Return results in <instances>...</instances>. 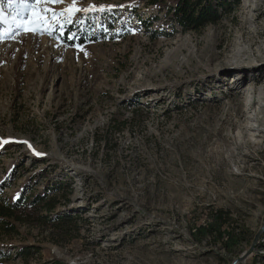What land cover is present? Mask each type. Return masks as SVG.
<instances>
[{"label": "rangeland", "instance_id": "obj_1", "mask_svg": "<svg viewBox=\"0 0 264 264\" xmlns=\"http://www.w3.org/2000/svg\"><path fill=\"white\" fill-rule=\"evenodd\" d=\"M3 7L0 264H234L257 234L236 264H264V0L198 32L151 0Z\"/></svg>", "mask_w": 264, "mask_h": 264}, {"label": "trees", "instance_id": "obj_2", "mask_svg": "<svg viewBox=\"0 0 264 264\" xmlns=\"http://www.w3.org/2000/svg\"><path fill=\"white\" fill-rule=\"evenodd\" d=\"M151 3L160 7L167 6L168 12L172 18V21L170 23L171 29H177L181 32L202 31L209 24L219 23L225 16L235 12L239 6V0H171L170 5L166 0H151ZM145 24L146 28L149 29V24ZM72 29L73 26L70 25L68 30ZM95 36L96 35H91L90 38L96 39ZM83 41H86V39L84 38ZM111 132L112 129H108L107 135L109 136ZM105 142L107 143V139L105 140ZM62 188V184H60L59 186L55 187V191H60L62 190ZM38 200L39 198L37 197L34 202ZM20 203H22V201L19 200L16 205L19 206ZM213 213L215 226H217L218 222L220 227H230L229 224H231V218L229 211H225L224 209H216L215 211H213ZM4 214L5 213L3 212V215ZM4 226L5 228H8V230L13 227L11 223H7ZM231 230L232 231H228L227 233L231 237V239L234 238L237 241H247L246 236L244 238L241 236L240 231H238V227L236 228L233 225L231 227ZM39 250L40 248L35 244H25L18 247L17 254L20 258L29 260V258L36 255ZM39 264L67 263L59 258H53Z\"/></svg>", "mask_w": 264, "mask_h": 264}, {"label": "snow or ice", "instance_id": "obj_3", "mask_svg": "<svg viewBox=\"0 0 264 264\" xmlns=\"http://www.w3.org/2000/svg\"><path fill=\"white\" fill-rule=\"evenodd\" d=\"M40 2V0H7L8 8H9V14L14 15L16 17H24L27 19V16H25V13H30L33 4ZM50 3H60L61 0H48ZM4 0H0V20H3L4 18ZM45 11H51L45 10ZM80 9L78 8H69L68 13L71 15L74 12H79ZM86 11V10H85ZM57 15H64V13H53L52 18L55 19ZM33 19L29 22V31H39L40 34H43L44 26L49 23V21L45 18L44 15H42L41 12L37 11L32 13ZM18 28L23 27V25H17ZM53 29L48 28V31L51 32ZM27 143V142H25Z\"/></svg>", "mask_w": 264, "mask_h": 264}, {"label": "water", "instance_id": "obj_4", "mask_svg": "<svg viewBox=\"0 0 264 264\" xmlns=\"http://www.w3.org/2000/svg\"><path fill=\"white\" fill-rule=\"evenodd\" d=\"M263 230V229H262ZM261 230V231H262ZM260 231V232H261ZM258 238H259V234H257L256 235V237H255V239L253 240V242H252V245L250 246V248H249V250L244 254V256H242V257H240L239 259H237L235 262H234V264H236L238 261H240V260H243L244 258H245V255L246 254H248L249 252H251L253 249H254V247H255V245H256V243H257V241H258Z\"/></svg>", "mask_w": 264, "mask_h": 264}, {"label": "bare ground", "instance_id": "obj_5", "mask_svg": "<svg viewBox=\"0 0 264 264\" xmlns=\"http://www.w3.org/2000/svg\"><path fill=\"white\" fill-rule=\"evenodd\" d=\"M252 88V87H251ZM264 105V104H263Z\"/></svg>", "mask_w": 264, "mask_h": 264}]
</instances>
